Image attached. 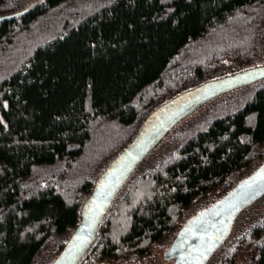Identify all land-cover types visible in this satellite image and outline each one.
I'll list each match as a JSON object with an SVG mask.
<instances>
[{
    "label": "trees",
    "instance_id": "16d2710c",
    "mask_svg": "<svg viewBox=\"0 0 264 264\" xmlns=\"http://www.w3.org/2000/svg\"><path fill=\"white\" fill-rule=\"evenodd\" d=\"M23 1L0 0V17ZM261 52L264 0H41L0 18V264H43L49 250L52 264L144 121L187 91L247 72ZM164 145L77 264H143L185 212L251 176L264 159V82ZM238 259L264 264V217L218 264Z\"/></svg>",
    "mask_w": 264,
    "mask_h": 264
},
{
    "label": "water",
    "instance_id": "95a60500",
    "mask_svg": "<svg viewBox=\"0 0 264 264\" xmlns=\"http://www.w3.org/2000/svg\"><path fill=\"white\" fill-rule=\"evenodd\" d=\"M20 11L1 16L0 18H7L18 14ZM264 76V67L248 70L247 72L240 73L234 76H229L221 80H215L205 83L197 88L187 91L170 101L166 102L155 110L141 125L135 138L129 144V146L115 158L106 168L104 173L97 179L94 189L90 197L85 200L81 208V222L76 226L69 241L64 246L63 250L52 264H77L78 261L85 254L87 249L92 245L95 239L98 226L110 209L111 203L119 190L123 187L126 180L132 174L136 166L145 158V156L155 148L160 142L163 136L168 130L174 126L176 122L186 117L189 113L195 110L205 100L218 94L222 91H227L237 85L248 83ZM264 165V164H263ZM115 169V171H112ZM260 169V168H259ZM258 170V169H257ZM257 170L255 172H257ZM254 172V173H255ZM253 175V174H252ZM251 175V176H252ZM244 179L243 181H245ZM103 181V187H102ZM242 182V181H241ZM233 189H236V194L230 196L233 189L229 191L221 200L226 197L229 200H235L240 194V184ZM264 192V188H261L259 182H257L254 190H249L245 199H242L237 209L229 216L225 211V205H217V202L208 208V212H199L193 217H197L196 221L189 219L176 233L173 238L170 247L165 251V257L171 259L173 256L178 257L175 264H181L182 257L185 255V249L190 247H199L201 240L197 236L191 235L190 232L184 233L185 228L192 222L193 226L197 227L200 231H209L208 227L212 224L220 221L224 222L227 227L219 226L216 236L220 237L215 241V246L208 249V254L202 260L204 264L212 252L218 245L226 238L230 231L232 221L236 217L237 213L250 204L255 198L260 196ZM95 197V200L93 199ZM213 206H216L215 209ZM89 210H91L89 212ZM85 212H89V215H85ZM220 213V215H217ZM87 224L88 227L84 225ZM207 224V226H205ZM204 226L207 228L205 229ZM77 232L87 236V240L79 249H75L70 243ZM205 239H211L206 237ZM184 264H196V261L191 258Z\"/></svg>",
    "mask_w": 264,
    "mask_h": 264
},
{
    "label": "rangeland",
    "instance_id": "374dc122",
    "mask_svg": "<svg viewBox=\"0 0 264 264\" xmlns=\"http://www.w3.org/2000/svg\"><path fill=\"white\" fill-rule=\"evenodd\" d=\"M39 1L41 0H24L23 3L18 7L19 9L18 11L28 9L32 7L34 4L38 3ZM262 67H264L263 52L260 53L257 60L253 61L247 67V69L251 70V69L262 68ZM262 82H264V76H261L254 81L237 85L227 91H222L218 94H215L212 97L205 100L201 105H199L195 110L189 113L186 117L176 122L174 126L171 127L168 130V132L163 136V138L155 146V148H153V150L149 152L145 156V158L136 166L132 174L129 176V178L124 183L123 187L119 190V192L113 199L110 209L114 207L119 197L123 195L129 182L132 179L146 172L148 169L154 167L156 163H158L162 158L166 156L167 150L164 145L165 140L169 138L176 130L185 127L188 123L203 116L216 103L223 101L230 96L241 94L247 89L251 88L252 86L257 85L258 83H262ZM263 164H264L263 158L257 159L256 162L254 163L253 168L256 167L255 169H259ZM215 197L216 196L214 197L210 196L211 200L209 199L205 204L201 202L197 206H194L189 211L185 212L183 216V220L181 222V226H183V224H185L187 220L192 218L195 213L203 210L205 206L207 205L210 206L211 204H213V202L212 203L210 202L213 201ZM262 217H264V192L237 213L236 217L232 221L230 231L227 234L226 238L222 241L220 245L217 246V248L212 252L210 257L204 264H218L220 259L222 258L223 253L230 246L232 240H234L236 237L241 236L246 231V229H248L252 224L260 221ZM181 226H179L176 229L173 237H170L169 239H167L166 241L158 245L155 251L152 253V256L148 259L146 258L143 264H172V261L168 260L165 257V251L168 250V248L170 247V244L174 236L176 235L177 231L181 228ZM50 253H51L50 250L47 251L46 257H44V260H42L43 264H47L51 262L48 258ZM237 264H246V263H244L243 259H238Z\"/></svg>",
    "mask_w": 264,
    "mask_h": 264
},
{
    "label": "snow or ice",
    "instance_id": "6c2138e0",
    "mask_svg": "<svg viewBox=\"0 0 264 264\" xmlns=\"http://www.w3.org/2000/svg\"><path fill=\"white\" fill-rule=\"evenodd\" d=\"M5 106H7V102H5ZM112 171H115L113 169ZM257 182H259V185L261 188H264V165L260 167V169L257 170V172L253 173L252 176H249L246 178L245 181H242L240 184V194L235 200H229L228 197H226L222 201H218L217 205H225L224 211L230 216L232 212H234L240 201L242 199H245L248 195L249 190H254ZM102 187H103V181H102ZM236 189H233V192L230 193V196H233L236 194ZM95 200V197L93 198ZM216 206H213L215 209ZM91 210H89L90 212ZM89 212H85V215H89ZM202 212L207 213L208 209L202 210ZM217 215H220V213H217ZM197 217H193L192 221H196ZM85 227H88L87 224L84 225ZM227 225H225V228ZM190 232L191 235L197 236L201 240V245L199 247H193L192 253H189L193 257V259L196 261V264H202L203 258H205L208 254V249L215 246V241L219 239L220 237L214 235L213 232L210 231H200L197 227L193 226L192 222H190L189 226L185 228L184 233H181V235H184L185 233ZM206 237H210L211 239H205ZM87 240V236L83 235L80 232H77L76 235L73 237V240L70 242L72 246L75 249H79L83 246L85 241Z\"/></svg>",
    "mask_w": 264,
    "mask_h": 264
},
{
    "label": "flooded vegetation",
    "instance_id": "af4514ba",
    "mask_svg": "<svg viewBox=\"0 0 264 264\" xmlns=\"http://www.w3.org/2000/svg\"><path fill=\"white\" fill-rule=\"evenodd\" d=\"M213 204H215V203H213ZM213 204H211V205H213ZM210 205V206H211ZM210 206H205V208L204 209H208ZM203 209V210H204ZM199 212H202V210L201 211H198L197 213H199ZM197 213H195V214H197ZM194 214V215H195ZM191 219V218H190ZM188 221V220H187ZM186 221V222H187ZM184 225V224H183ZM205 226H207V224L205 225ZM204 226V228L205 229H207L206 227ZM219 226H221V227H224L225 226V223L224 222H222V223H220V221H217L216 223H214V224H212L211 226H207L208 227V230L210 231V232H213L214 233V235H217V234H219V233H217L218 232V229H219ZM178 232V231H177ZM175 237V236H174ZM218 240V239H217ZM216 240V241H217ZM171 245V244H170ZM192 251L193 250H191L190 249V247H188L187 249H185V255H183L184 257H182V259H180L181 261V264H184V263H186V262H188L189 261V259H191V258H193L191 255H189V253H192ZM177 258L178 257H176V256H173L171 259H168V260H171L172 261V264H175V262H176V260H177Z\"/></svg>",
    "mask_w": 264,
    "mask_h": 264
}]
</instances>
